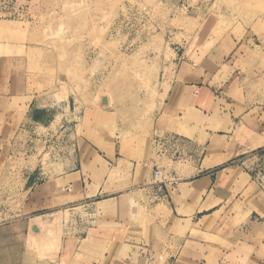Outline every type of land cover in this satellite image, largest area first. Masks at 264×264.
Returning <instances> with one entry per match:
<instances>
[{
  "label": "rangeland",
  "instance_id": "1",
  "mask_svg": "<svg viewBox=\"0 0 264 264\" xmlns=\"http://www.w3.org/2000/svg\"><path fill=\"white\" fill-rule=\"evenodd\" d=\"M201 96L210 102L197 115ZM177 97L183 116H216L215 99L237 111L250 105L242 120L264 136V0H0V223L13 221L0 229V264L52 260L55 246L42 254L31 237L24 250L23 217L60 202L57 157L75 133L147 151L156 117ZM90 111L102 119L87 125ZM38 165L52 192L36 198L40 186L28 178ZM142 201L130 203V219L141 217ZM190 236L217 245L208 257L221 264H264V217L224 216L212 235Z\"/></svg>",
  "mask_w": 264,
  "mask_h": 264
},
{
  "label": "crops",
  "instance_id": "2",
  "mask_svg": "<svg viewBox=\"0 0 264 264\" xmlns=\"http://www.w3.org/2000/svg\"><path fill=\"white\" fill-rule=\"evenodd\" d=\"M178 84L198 87L205 95L211 91L194 82ZM201 98L192 107L197 115L210 102ZM174 100L170 104L167 99L166 115L156 117L159 125H154L147 151H120L98 145L92 135L75 133L57 157L61 166L54 176L61 186L53 191L60 202L23 217L24 250L31 237L42 254L46 244L55 246L52 260L43 258L47 264H221V257H208L219 247L190 233L212 235L224 216L264 217V136L242 120L249 118L250 105L237 111L231 102L215 99L216 116H183L185 104L179 97ZM95 117L101 118L86 116L87 125ZM192 117L203 123L197 127ZM159 169L171 177L164 184L154 182ZM45 176L38 165L28 178L40 186L33 192L36 198L52 192L41 191L51 187L48 180L41 181ZM136 198L143 200L144 210L140 218L130 219L129 206ZM60 212L62 219L55 222L60 230L55 228L52 238L48 224ZM8 223H0V229L13 225ZM78 255L83 257L80 263Z\"/></svg>",
  "mask_w": 264,
  "mask_h": 264
},
{
  "label": "built area",
  "instance_id": "3",
  "mask_svg": "<svg viewBox=\"0 0 264 264\" xmlns=\"http://www.w3.org/2000/svg\"><path fill=\"white\" fill-rule=\"evenodd\" d=\"M168 179L166 180L164 177H163V174L161 171L159 170H156L155 173H154V182L157 183V184H164L165 182H167Z\"/></svg>",
  "mask_w": 264,
  "mask_h": 264
},
{
  "label": "bare ground",
  "instance_id": "4",
  "mask_svg": "<svg viewBox=\"0 0 264 264\" xmlns=\"http://www.w3.org/2000/svg\"><path fill=\"white\" fill-rule=\"evenodd\" d=\"M87 118H89V116H96V114L94 113V112H88L87 113ZM41 191L42 192H47V193H50V191H51V187H50V185H45V186H43L42 187V189H41ZM37 194V193H36ZM36 194H35V196H36ZM115 205V204H114ZM111 207V206H110Z\"/></svg>",
  "mask_w": 264,
  "mask_h": 264
},
{
  "label": "water",
  "instance_id": "5",
  "mask_svg": "<svg viewBox=\"0 0 264 264\" xmlns=\"http://www.w3.org/2000/svg\"><path fill=\"white\" fill-rule=\"evenodd\" d=\"M33 229L36 230L37 228L34 226Z\"/></svg>",
  "mask_w": 264,
  "mask_h": 264
}]
</instances>
